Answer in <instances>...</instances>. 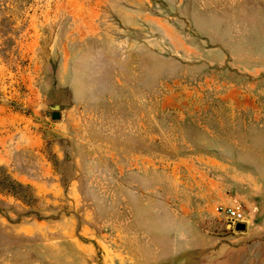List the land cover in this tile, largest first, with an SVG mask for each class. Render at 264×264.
I'll return each mask as SVG.
<instances>
[{
  "label": "rangeland",
  "instance_id": "obj_1",
  "mask_svg": "<svg viewBox=\"0 0 264 264\" xmlns=\"http://www.w3.org/2000/svg\"><path fill=\"white\" fill-rule=\"evenodd\" d=\"M1 166L0 264H264V0H0Z\"/></svg>",
  "mask_w": 264,
  "mask_h": 264
},
{
  "label": "trees",
  "instance_id": "obj_2",
  "mask_svg": "<svg viewBox=\"0 0 264 264\" xmlns=\"http://www.w3.org/2000/svg\"><path fill=\"white\" fill-rule=\"evenodd\" d=\"M30 188V185L16 180L5 167H0V190L6 192L8 195L22 197L24 200L32 201V195L29 194ZM32 213L33 211L29 212V214Z\"/></svg>",
  "mask_w": 264,
  "mask_h": 264
},
{
  "label": "built area",
  "instance_id": "obj_3",
  "mask_svg": "<svg viewBox=\"0 0 264 264\" xmlns=\"http://www.w3.org/2000/svg\"><path fill=\"white\" fill-rule=\"evenodd\" d=\"M217 211L224 215L230 228L236 229L239 223H248L246 211L240 205H220Z\"/></svg>",
  "mask_w": 264,
  "mask_h": 264
},
{
  "label": "water",
  "instance_id": "obj_4",
  "mask_svg": "<svg viewBox=\"0 0 264 264\" xmlns=\"http://www.w3.org/2000/svg\"><path fill=\"white\" fill-rule=\"evenodd\" d=\"M52 118L54 120H58V119H61L62 118V113L61 111L59 110H55L53 113H52ZM247 228V224L246 223H239L237 226H236V229L237 230H240V231H243Z\"/></svg>",
  "mask_w": 264,
  "mask_h": 264
},
{
  "label": "bare ground",
  "instance_id": "obj_5",
  "mask_svg": "<svg viewBox=\"0 0 264 264\" xmlns=\"http://www.w3.org/2000/svg\"><path fill=\"white\" fill-rule=\"evenodd\" d=\"M249 226V225H248Z\"/></svg>",
  "mask_w": 264,
  "mask_h": 264
}]
</instances>
